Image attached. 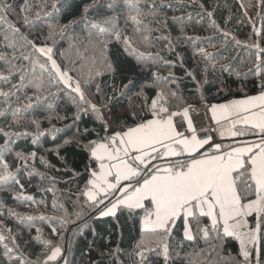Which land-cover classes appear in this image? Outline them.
Instances as JSON below:
<instances>
[{
	"label": "snow or ice",
	"instance_id": "obj_1",
	"mask_svg": "<svg viewBox=\"0 0 264 264\" xmlns=\"http://www.w3.org/2000/svg\"><path fill=\"white\" fill-rule=\"evenodd\" d=\"M144 3L145 0H106L94 10L104 9L112 15L101 13L90 17L86 5L78 20L53 24L41 17L55 19L62 14L65 4L60 0H52L50 5L46 4L48 10L42 8L34 16L29 15L31 6L26 0L20 22L9 21L13 4L0 0V27L6 47L12 49L8 55L0 54V190L15 184L22 191L24 185L19 179L22 170L29 177L43 175L29 164L35 160L36 151L14 152L18 139L31 136L36 145L45 131L53 139L62 131L54 125L42 129L37 112L45 113L50 125L53 119H70L72 124L66 127L75 126L76 132L64 144L74 142L86 153L84 172L72 170L73 177H84V186L73 202V213L65 210V218L49 220L52 235H58L60 229L66 230L68 223L77 221L83 223L74 231L82 229L89 223L86 217L117 218L119 213L137 227L138 238L131 250L119 245L110 249L107 264H125L121 257H127L128 264H174L173 249H183L185 244L192 248L185 256L187 264H201L199 258L207 251L201 242L211 249L204 264H264V46L257 40L243 45L255 49L244 61L245 66L252 65L251 77H262L259 82L253 80L255 92L245 91L243 84L235 90L230 86L225 90L224 82L220 81L217 91L209 93L216 84L209 82L208 67L185 69L199 99V105L193 106L184 99L174 73L169 71L165 77L158 68L148 67L163 64L171 69L174 64L159 53L153 56L141 52L132 36L120 27L123 18L125 25L131 24L134 32L143 34V43L151 46L153 29L145 24V18L156 17L174 5L153 0L145 11ZM258 6L264 9V0H259ZM199 7L212 17L213 13L203 4ZM239 7L252 25V35H264V12L257 13L261 21L257 30L245 5L240 3ZM188 18L191 19V14ZM173 23L182 25L184 20L174 17ZM77 24L83 26L88 43L101 56L99 64L92 57L87 74L68 60L67 50L57 49L60 43L57 37L64 39ZM43 25L47 33L41 39ZM211 25L220 33V46L229 41L241 45L240 40L214 19ZM33 29L37 30L36 35L31 34ZM156 39L167 41L169 55L175 52L168 36ZM112 43L122 45L132 62L129 68L123 69L109 61L106 52ZM197 51L202 59L215 61L211 64L214 72L232 74L230 66L217 69L220 60L209 57L205 48ZM176 59L180 60L178 54ZM180 63L183 66L182 60ZM104 73L111 74L113 81L107 91L97 82ZM144 73L148 75L143 76ZM118 75L119 86L115 83ZM239 78L247 80L250 76ZM122 98L127 99L128 108L125 114L117 115L115 109ZM61 103L65 107L63 116L57 112ZM85 118L90 119L91 126L85 124L81 128ZM29 124L34 130H29ZM60 147L56 149L58 156ZM9 155L13 156L11 161ZM41 160L44 162L42 157ZM8 216L20 219L18 213L11 211ZM92 233L96 235L94 228ZM33 242L42 246L43 260L39 256L34 261L29 259L12 230L3 229L0 264H68L62 246L45 239L40 229L26 243ZM232 246L236 249L235 257H224L223 251Z\"/></svg>",
	"mask_w": 264,
	"mask_h": 264
},
{
	"label": "trees",
	"instance_id": "obj_2",
	"mask_svg": "<svg viewBox=\"0 0 264 264\" xmlns=\"http://www.w3.org/2000/svg\"><path fill=\"white\" fill-rule=\"evenodd\" d=\"M8 2L12 3L14 7V11L8 14L9 21L20 22L23 16L21 8L26 0H8ZM27 2L31 6L29 15L34 16L42 8L48 10L46 4L50 5L52 0H27ZM60 2L65 4L62 14L55 19L44 16L41 19L53 24L57 23V21L60 24H68L69 21L80 18L86 5L89 6L90 17H98L101 13L103 15L113 14L104 9H100V12L94 10L99 5L105 4L106 0H60ZM156 2L159 3L160 0H156ZM163 2L174 5V7L163 9L156 17L148 16L145 18V24L153 29L151 33V46L143 43V34L134 32L131 24L125 25L123 18L119 21L121 29H126L128 35L132 36L136 47L141 52L146 55L151 53L153 56L159 53L166 60L174 64V67L171 69L163 64H149V68H158L160 75L165 77L169 75V71L174 73L184 99L193 104V106L199 105V99L195 94V84L186 75L185 69L199 70L207 66L209 82L216 84V87L209 89V93L217 91L218 87H220V81L224 82L225 90H227L228 86L235 90L243 84L245 91H256L252 86L253 80L259 82L262 77H251L249 69L252 65H244V61L247 59L249 53L254 52L255 49H249L243 45L245 43L251 44L253 40H257L261 46H264V35L259 37L252 35V25L248 23L247 17L243 16V10L239 5L240 3L245 5L257 30H260L261 21L257 13L264 12V9L258 6L259 0H163ZM152 3L153 0H145V11L150 8ZM200 4H203L207 11L213 13L211 18L202 12L199 7ZM119 7H122V5ZM119 7L117 11H119ZM189 14H191V19L188 18ZM174 17L183 18L184 23L182 25L173 23ZM212 19L216 21L217 25L228 30L240 40L242 42L241 45H236L234 41H229L227 44L220 46V33L212 27ZM165 20H167V24L164 23ZM241 20H243V23L240 22ZM17 26H19V23ZM73 28L74 31L69 30L64 39L61 40L60 37H57V40H60L57 49L58 51L67 50L66 56L68 60L72 61L75 67L82 73L87 74L89 65L93 62L92 57L95 56L96 62L99 64L101 56L99 51H94L92 45L88 43L89 37L83 26L77 24L73 25ZM181 28H183V31H181ZM21 30L23 31L24 29L22 28ZM2 33L3 28L0 27V54L8 55L12 49L6 47V41L3 39ZM46 33V25L41 26V39H43ZM31 34L36 35L37 30L33 29ZM162 35L168 36L175 45V52L172 55H169L167 52V41L156 39L157 36ZM213 44H216L217 47H212ZM200 47L206 49V54L209 57H216V59L220 60V63L216 64L217 69L222 66H230L233 69L232 74L229 75L228 72H214L211 64L215 63V61L202 59L197 51ZM85 49H87V52H85ZM177 54L180 60L183 61V66H181L180 60L176 59ZM106 55L110 62L119 65L123 69L131 66L132 62H130V59L123 52L122 45L109 44ZM17 56H19V52H17ZM57 59L58 61L60 60L59 55H57ZM245 74L249 75L250 79L242 80L239 78ZM147 75L148 73L143 74V76ZM140 78L137 79V83H139ZM197 79H201L199 72H197ZM97 82L107 91L109 85L113 82L112 76L109 73H104L97 78ZM124 82L126 83V81ZM115 83L118 86L120 85L121 77L119 75ZM172 87L175 88L176 85H172ZM127 108L128 101L122 98V103L117 105L115 111L117 115H123L127 111ZM67 111L70 116L71 108L69 107ZM57 112L61 116L65 114L63 103L57 108ZM45 115V113L37 112V116L41 120L42 129L47 130L54 125L62 131L56 133L55 139L45 131L40 136L36 145H33L31 136L18 139L15 142L14 152L18 151L24 154H28L31 151L37 152L35 160L29 161V164L43 175L34 174L29 177L22 170L19 174L20 182L24 185L22 191L15 184L9 185L6 190H0V212L4 213V215H0V225H3L0 231L10 228L12 235L17 237V242L23 249H26L29 259L33 261L36 260L37 256L41 260L44 259L42 246L34 242H26L31 241L32 237L37 235V229H40L45 239L53 240L62 246L68 264H107V261L110 259L107 253L110 249H114L119 245L123 249L131 250L132 244L138 238V229L126 216L118 213L117 218L90 219L86 217L89 223L85 224L82 229L74 231V229H77L78 224L83 223V221H77L75 224L68 223L66 230L60 229L58 235H52L49 220L59 221L65 218V210L70 214L75 211L73 202L76 200L79 190L84 186V177H73L72 170L84 172L87 157L86 153L77 147L74 142L67 145L64 144V141L72 137L76 132L75 126L66 127V125H71L72 121L70 119L63 121L53 119L50 125L48 120L45 119ZM85 124L91 126L89 118H85L80 127L83 128ZM27 126L30 131L34 130L32 125L29 124ZM57 146H61L59 148V156L56 152ZM41 157L46 163L42 162ZM8 159L11 161L13 156L9 155ZM66 169L69 170L66 171ZM48 189L52 190L49 191ZM24 197H31L32 199L26 200ZM80 200L82 201L83 197H80ZM54 204L57 207H53ZM60 205H63V208ZM9 211L18 213L20 219L17 220L16 217H9ZM29 216L33 217V219L28 220L27 217ZM57 227L59 229L58 224ZM92 228L95 229L96 235H93ZM5 234L7 233L5 232ZM201 247L207 248V251L199 258L201 264H204L211 249L203 245V242H201ZM2 251L3 249L0 247V253ZM191 251L192 248L188 244H185L183 249L174 248V264H187L185 256ZM177 252H179V256L176 255ZM213 255L215 254L213 253ZM222 255L224 257L229 255L235 257V246L226 248ZM216 258L219 259V257ZM121 259L124 260L125 264H128L127 257H121ZM53 264H56V262H53Z\"/></svg>",
	"mask_w": 264,
	"mask_h": 264
},
{
	"label": "crops",
	"instance_id": "obj_3",
	"mask_svg": "<svg viewBox=\"0 0 264 264\" xmlns=\"http://www.w3.org/2000/svg\"><path fill=\"white\" fill-rule=\"evenodd\" d=\"M124 111V110H123Z\"/></svg>",
	"mask_w": 264,
	"mask_h": 264
},
{
	"label": "rangeland",
	"instance_id": "obj_4",
	"mask_svg": "<svg viewBox=\"0 0 264 264\" xmlns=\"http://www.w3.org/2000/svg\"><path fill=\"white\" fill-rule=\"evenodd\" d=\"M124 112V111H123Z\"/></svg>",
	"mask_w": 264,
	"mask_h": 264
}]
</instances>
